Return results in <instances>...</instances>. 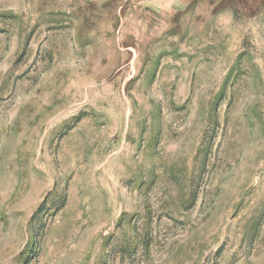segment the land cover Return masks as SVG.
Segmentation results:
<instances>
[{
  "label": "rangeland",
  "instance_id": "1",
  "mask_svg": "<svg viewBox=\"0 0 264 264\" xmlns=\"http://www.w3.org/2000/svg\"><path fill=\"white\" fill-rule=\"evenodd\" d=\"M0 264H264V0H0Z\"/></svg>",
  "mask_w": 264,
  "mask_h": 264
}]
</instances>
